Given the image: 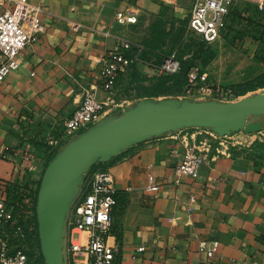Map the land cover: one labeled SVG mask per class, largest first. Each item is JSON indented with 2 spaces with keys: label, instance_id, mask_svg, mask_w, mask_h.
<instances>
[{
  "label": "crops",
  "instance_id": "0c3cea01",
  "mask_svg": "<svg viewBox=\"0 0 264 264\" xmlns=\"http://www.w3.org/2000/svg\"><path fill=\"white\" fill-rule=\"evenodd\" d=\"M19 1L0 4V13ZM24 1L40 6L44 29L19 54L18 68L0 81V187L5 184L18 213L15 221L0 223V238L11 250L37 247L40 206L56 184L59 199L49 204L50 211L59 214L64 232L62 264H72L70 208L86 175L102 164L115 179L117 203L108 240L119 250L118 264H264V159L248 151L229 144L223 153L213 149L197 177L177 182L174 171L187 132L143 133L101 152L85 172L73 174L96 140L122 131L117 120L92 140L86 129H67L87 89L94 88L100 99L109 97L99 80L103 57L122 39L133 46L152 42L158 25L184 13L180 0ZM127 8L137 13L135 23L117 21V13ZM29 145L33 169L23 158ZM151 183L159 188L147 190ZM74 235L82 240L85 234ZM202 242L208 248L218 242L213 256L201 249Z\"/></svg>",
  "mask_w": 264,
  "mask_h": 264
},
{
  "label": "rangeland",
  "instance_id": "374dc122",
  "mask_svg": "<svg viewBox=\"0 0 264 264\" xmlns=\"http://www.w3.org/2000/svg\"><path fill=\"white\" fill-rule=\"evenodd\" d=\"M179 4L184 13L158 25L152 42L149 38L141 43L146 48L145 58L118 75L109 91L108 112L86 130L94 136L113 120L120 121L122 129L147 120L156 125L157 134L163 135L207 129L223 137L229 148L264 159V0H234L228 25L211 43L189 29V0ZM168 54L182 60L181 73L160 71L157 65ZM195 70L201 77L190 82L189 75ZM234 102L241 106L233 113L210 118L194 114L198 109L226 107ZM238 113L244 114L241 128L228 121L229 115ZM126 115L133 116L134 121H126ZM248 127L253 129L248 131ZM36 243L37 247L28 249L30 258L48 264L47 252L53 244L47 245L44 232H37Z\"/></svg>",
  "mask_w": 264,
  "mask_h": 264
},
{
  "label": "built area",
  "instance_id": "2783aa9c",
  "mask_svg": "<svg viewBox=\"0 0 264 264\" xmlns=\"http://www.w3.org/2000/svg\"><path fill=\"white\" fill-rule=\"evenodd\" d=\"M6 1L8 0H0V4ZM233 2L234 0H192L189 29L207 43L216 41L228 25ZM116 18L120 23H135L138 16L132 8H127L119 11ZM43 29L40 6L28 1H19L14 8H5L0 13V81L18 68L19 54L40 36ZM132 47L130 41L122 39L118 48L109 50L103 57L99 80L104 90L111 91L118 75L134 62L140 61L139 53L143 46L137 45L138 52L134 55L129 54ZM158 68L167 74H174L181 70V63L174 55H170L164 58ZM200 77V73L195 70L190 73L189 80L196 82ZM109 100L110 96L100 99L94 88L87 89L81 103L68 119L67 129H88L104 112ZM53 143L57 145L59 140L55 139ZM226 143L219 134L207 129L187 132L183 139L181 159L174 171L176 181L179 182L183 176L197 177L209 153L213 149L217 153H223ZM30 148V145L27 146L23 158L29 164V169H33L34 153ZM4 185L0 187V223L16 220L12 207L8 205ZM158 188L159 186L151 183L147 190ZM116 203L115 179L110 170L107 167H97L89 172L69 212L68 223L73 232L68 234L67 252L73 259L72 264H118L119 250L108 240L113 234L112 211ZM74 233L85 235L81 240ZM217 247L218 242L211 248L206 247L204 242L201 244V249L210 257L215 254ZM143 249V246L138 247L139 251ZM0 264H31V261L23 248L11 250L8 241L1 237Z\"/></svg>",
  "mask_w": 264,
  "mask_h": 264
},
{
  "label": "water",
  "instance_id": "95a60500",
  "mask_svg": "<svg viewBox=\"0 0 264 264\" xmlns=\"http://www.w3.org/2000/svg\"><path fill=\"white\" fill-rule=\"evenodd\" d=\"M233 112H235V109L226 111L225 107L220 106L215 108L208 107L198 109L194 112V114L200 117L210 118ZM124 119L130 122L134 121V117L131 115H126ZM165 120V118H162V121ZM228 121L232 125H234V127H244V114H231L228 116ZM118 123H120V121L117 122V124ZM252 129V127H248L246 130L251 131ZM156 131V125H151L147 120H145L141 123H135L133 125L125 126L117 136L100 137V139L96 140L94 144L79 158V162L76 164L73 170V174L75 176H79L80 174L85 172L90 167V165L98 159L101 152H104L108 149H119L121 142L132 141L143 133L154 134L157 133ZM99 132L102 133L103 130L101 129L100 131L95 133L94 136H90L89 139H96L101 134ZM56 186L57 185L55 184V186L51 187V189H47L40 206V221L42 223V232H44V239L47 245L50 246L51 243L53 244V246L49 248V252H47V261L49 264H62V255L59 252V246L61 243L59 237L62 235L60 227V216L58 213L51 212L49 205L50 203H54L56 199H59V197L54 196ZM50 194L52 197H50Z\"/></svg>",
  "mask_w": 264,
  "mask_h": 264
},
{
  "label": "trees",
  "instance_id": "16d2710c",
  "mask_svg": "<svg viewBox=\"0 0 264 264\" xmlns=\"http://www.w3.org/2000/svg\"><path fill=\"white\" fill-rule=\"evenodd\" d=\"M230 16H231V13H230ZM195 35H196V34H195ZM196 36H198V35H196ZM198 37H199L202 41L206 42V41L203 40L200 36H198ZM206 43H207V42H206ZM137 52H138V47H137L136 45H134V46L132 47V49H131V51H130L129 54L134 55V54L137 53ZM145 55H146V48L143 47V49H142V50L140 51V53H139V59L142 60L143 58H145ZM167 56H170V54L162 56V57H161V60H160V62H159V64H158L157 66H159V65L162 63V61L164 60V58L167 57ZM175 57H176V56H175ZM176 58H177V59L180 61V63H181V70H180L179 72H177V73L169 74V75L179 74V73H181V72L183 71L184 64H183L182 60H181L180 58H178V57H176ZM133 64H134V63H133ZM224 95L229 96V94H228L227 92H225ZM97 167H103V168H105L106 166H104V165H102V164H97L96 166H94V167L91 169V171H93V170H94L95 168H97ZM91 171H90V172H91ZM13 201H14V200L11 198V199L8 201V205H9L10 207H12L14 214L17 215L18 213H17V211H16L15 203H14ZM25 251L27 252V254H28V256H29L28 249H26ZM29 259H30L31 262H36V261L32 260V259L30 258V256H29Z\"/></svg>",
  "mask_w": 264,
  "mask_h": 264
},
{
  "label": "bare ground",
  "instance_id": "6f19581e",
  "mask_svg": "<svg viewBox=\"0 0 264 264\" xmlns=\"http://www.w3.org/2000/svg\"><path fill=\"white\" fill-rule=\"evenodd\" d=\"M241 106V103L239 102H234L233 104L226 106V111L228 110H233V109H238Z\"/></svg>",
  "mask_w": 264,
  "mask_h": 264
}]
</instances>
